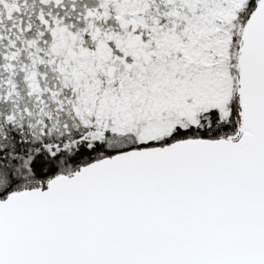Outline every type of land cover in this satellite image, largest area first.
Listing matches in <instances>:
<instances>
[{
	"label": "snow or ice",
	"instance_id": "obj_1",
	"mask_svg": "<svg viewBox=\"0 0 264 264\" xmlns=\"http://www.w3.org/2000/svg\"><path fill=\"white\" fill-rule=\"evenodd\" d=\"M0 264H264V0H0Z\"/></svg>",
	"mask_w": 264,
	"mask_h": 264
}]
</instances>
